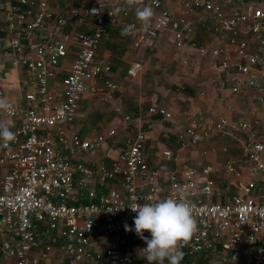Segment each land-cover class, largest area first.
<instances>
[{"label": "built area", "instance_id": "1", "mask_svg": "<svg viewBox=\"0 0 264 264\" xmlns=\"http://www.w3.org/2000/svg\"><path fill=\"white\" fill-rule=\"evenodd\" d=\"M113 3L82 0L68 16L74 24L87 23L91 31L74 28L72 41L38 45L30 57L23 38L37 30L61 28L64 17L46 0H0V51L11 53L12 64L27 68L32 76V84L24 87L28 105L7 100L10 110L0 112L16 122L15 140L0 146L1 264L146 261L139 252L147 245L134 231L137 213L128 205L156 202L180 190L189 193L198 227L182 249L181 264H264V139L254 124L227 117L197 118L186 109L187 124L177 133L182 147L228 137L240 157L182 169L153 163L143 130L120 147L118 127L86 138L73 129L85 97L110 102L120 90L110 77L111 61L99 53L113 26L122 29L135 23L137 31L131 37L136 49L167 30L179 48L197 47L191 18L199 11L222 22L215 31L223 29L234 52L243 58L231 63L224 47L212 50L218 58L215 68L227 70L232 92L253 88L256 99L264 102V5L249 1L230 7L221 0H185L174 13L163 0H144L155 15L150 29L143 31L134 10L111 17ZM70 54L71 66L56 82L58 68ZM141 69L137 61L128 73L136 77ZM0 97L5 98L1 88ZM149 113L175 120L165 107L151 106ZM162 155L167 161L174 157L170 148ZM125 224L133 231H126ZM144 235L150 238L148 231ZM218 243L222 248L216 252ZM55 248L58 260L51 257Z\"/></svg>", "mask_w": 264, "mask_h": 264}, {"label": "crops", "instance_id": "2", "mask_svg": "<svg viewBox=\"0 0 264 264\" xmlns=\"http://www.w3.org/2000/svg\"><path fill=\"white\" fill-rule=\"evenodd\" d=\"M46 1L56 14L63 17L69 15L70 8L78 7L82 2V0ZM184 1L163 0L164 5L174 13L180 12ZM221 1L230 7L249 1L264 5L263 0ZM191 19L195 26L194 39L197 47L179 48L172 32L167 30L136 49L131 35L122 36L121 28L113 26L102 41L99 53L111 61L110 77L120 84V90L110 102H103L96 96L85 97L87 111L97 108L109 110L108 121L102 123L100 130L118 127L120 147H124L127 139L134 137L138 130H143L146 135L147 154L153 163L164 169L201 167L208 162L236 160L240 157V153L236 154L239 152L236 143L228 137L210 138L195 146L182 147L177 140V133L187 124L184 114L186 109L202 119L227 117L236 122L249 121L254 124L257 135L264 139V102L256 99V91L253 88H242L239 92L233 93L232 84L227 78V70L215 68L218 58L213 56L212 50L218 46L226 49L231 63H238L243 59L234 52L223 29L220 33L215 31L222 22L211 19L203 11H199ZM2 23L3 12L0 11V25ZM74 28L79 31L92 29L87 23L74 24L69 33L63 31V28H58L37 30L35 34L26 36L23 42L28 56L35 55V48L38 45L72 41L71 31ZM58 33L62 37H58ZM5 42L9 43L8 38ZM12 58L11 53L4 54L0 51V88L7 100L27 106L24 87L32 84V76L27 68H16L12 64ZM72 60L73 54H70L61 63L56 82L67 73ZM137 61L142 63V69L136 77H131L128 70ZM154 105L168 108L175 114V120L168 121L161 116L151 115L149 108ZM0 119L11 120L13 131L16 125L14 120L1 114ZM80 127L81 125L76 123L73 125V129L79 133ZM95 133L97 132L91 135ZM226 146L229 147L228 152L224 151ZM166 148H170L174 153L170 161L162 155ZM58 252V248H55L51 253L54 260H58Z\"/></svg>", "mask_w": 264, "mask_h": 264}, {"label": "clouds", "instance_id": "3", "mask_svg": "<svg viewBox=\"0 0 264 264\" xmlns=\"http://www.w3.org/2000/svg\"><path fill=\"white\" fill-rule=\"evenodd\" d=\"M126 10H134L140 30L150 29L155 12L150 5L144 3V0H123V5L120 4V0H114L109 15L116 17ZM93 11L95 12L94 9ZM136 31L135 23L127 24L121 29V35H134ZM9 110L7 99L0 97V112ZM12 127L11 120L0 119V146L7 147L15 140ZM128 206L131 211L137 213L134 217V231L147 245L139 252L147 264H165V261L167 264H181L184 256L183 247L190 243L198 231L189 193L180 190L175 196L164 197L156 202ZM124 227L126 231H133L127 224ZM145 231L150 233V238L144 235Z\"/></svg>", "mask_w": 264, "mask_h": 264}, {"label": "trees", "instance_id": "4", "mask_svg": "<svg viewBox=\"0 0 264 264\" xmlns=\"http://www.w3.org/2000/svg\"><path fill=\"white\" fill-rule=\"evenodd\" d=\"M73 25H74L73 19L70 16H66L64 17V21L61 24V28H63V31L69 33ZM85 101L86 99L82 101L81 108H80V114L75 119V123L78 125H81L80 135L83 138L88 137L94 132L100 131L102 123H104L105 121H108V112H109V110L105 111V110L98 109V108L92 109L91 111H87V104H85ZM220 184L222 183L220 182ZM221 248H222V245L218 243L216 246V252H219ZM2 254L3 253L0 248V256H2ZM190 260L191 258L187 255L186 262H189ZM135 264H147V261L145 260L136 261Z\"/></svg>", "mask_w": 264, "mask_h": 264}, {"label": "rangeland", "instance_id": "5", "mask_svg": "<svg viewBox=\"0 0 264 264\" xmlns=\"http://www.w3.org/2000/svg\"><path fill=\"white\" fill-rule=\"evenodd\" d=\"M57 36H58V37H62V36L60 35V33H58ZM0 79H1V77H0ZM99 100H100V99H99ZM100 101H101V100H100ZM63 127L67 128V124H63ZM233 148H234V147H233ZM233 148L231 147V149H233ZM236 154H239V152H236ZM232 156H236V155L232 154ZM216 260H217V259H216ZM215 264H219V263H217V261H216Z\"/></svg>", "mask_w": 264, "mask_h": 264}]
</instances>
